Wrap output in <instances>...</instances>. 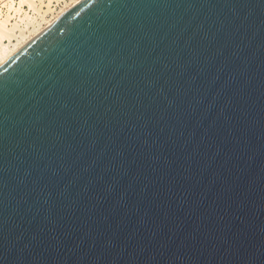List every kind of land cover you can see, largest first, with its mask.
<instances>
[{
  "label": "water",
  "instance_id": "obj_1",
  "mask_svg": "<svg viewBox=\"0 0 264 264\" xmlns=\"http://www.w3.org/2000/svg\"><path fill=\"white\" fill-rule=\"evenodd\" d=\"M0 264H264V0H78L3 59Z\"/></svg>",
  "mask_w": 264,
  "mask_h": 264
},
{
  "label": "bare ground",
  "instance_id": "obj_2",
  "mask_svg": "<svg viewBox=\"0 0 264 264\" xmlns=\"http://www.w3.org/2000/svg\"><path fill=\"white\" fill-rule=\"evenodd\" d=\"M57 1H5L6 10L0 11V62L78 0H68L67 4L56 10ZM33 13L36 14V18L33 17Z\"/></svg>",
  "mask_w": 264,
  "mask_h": 264
},
{
  "label": "rangeland",
  "instance_id": "obj_3",
  "mask_svg": "<svg viewBox=\"0 0 264 264\" xmlns=\"http://www.w3.org/2000/svg\"><path fill=\"white\" fill-rule=\"evenodd\" d=\"M5 1L6 0H0V11L4 12L6 10V5H5ZM14 2L17 0H13ZM70 1V0H69ZM68 0H58L55 4V9L58 10L60 8H62L65 4H67L69 2ZM66 2V3H65ZM62 6V7H61ZM60 7V8H59ZM32 12V11H30ZM49 16V15H48ZM33 17L36 18V14L33 13Z\"/></svg>",
  "mask_w": 264,
  "mask_h": 264
}]
</instances>
